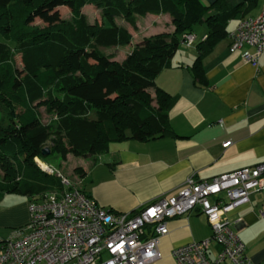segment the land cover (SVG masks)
<instances>
[{
    "label": "trees",
    "instance_id": "1",
    "mask_svg": "<svg viewBox=\"0 0 264 264\" xmlns=\"http://www.w3.org/2000/svg\"><path fill=\"white\" fill-rule=\"evenodd\" d=\"M246 1L251 0H0L5 37L0 46L19 52L23 63L20 70L0 59V199L18 193L29 201L47 189L75 187L35 165V156L71 151L87 157L105 151L111 142L173 133L168 110L176 96L155 86L156 74L168 65L181 36L200 23L208 31L196 47L200 54L207 52L210 40L225 33ZM84 4L100 9L110 21L122 16L133 22L135 15L169 12L173 30L143 38L118 63L98 44L125 43L130 36L121 28L86 23L80 12ZM60 7L69 9L73 23L62 17ZM36 19L45 26H35ZM199 61L198 56L191 66L197 78L202 77ZM148 86L154 87L156 106L145 91ZM39 104L56 115L54 128L40 123ZM90 111L95 118L87 115ZM52 134L54 145L43 155V143Z\"/></svg>",
    "mask_w": 264,
    "mask_h": 264
},
{
    "label": "crops",
    "instance_id": "2",
    "mask_svg": "<svg viewBox=\"0 0 264 264\" xmlns=\"http://www.w3.org/2000/svg\"><path fill=\"white\" fill-rule=\"evenodd\" d=\"M245 3L241 15L227 22L225 33L210 40L207 52L200 54L196 47L208 31L206 24L200 23L193 29L194 44H178L168 65L156 74L155 86L176 96L168 110L173 133L147 140L111 142L105 151L85 158L86 180L82 187L98 205L132 212L159 195L175 193L190 175L208 179L264 162V50L257 67L241 57V51H252L251 47L228 50L229 32L237 20L256 16L264 8V0ZM148 15L161 14L138 16ZM163 26L165 31L169 28ZM154 29H161L156 21L151 32ZM198 56L200 78L194 76L191 68ZM226 140L231 143L223 147ZM24 198L25 217L19 225L28 220L29 198ZM263 206L264 191H258L228 215L230 220L238 221L234 229L252 264H264V217L259 212ZM8 217L0 212V223ZM167 226L169 232L159 241L161 258L155 264H175L173 247L207 238L211 233L200 212L169 218ZM10 233H0V241ZM218 251V244L212 242L209 255L214 257Z\"/></svg>",
    "mask_w": 264,
    "mask_h": 264
},
{
    "label": "built area",
    "instance_id": "3",
    "mask_svg": "<svg viewBox=\"0 0 264 264\" xmlns=\"http://www.w3.org/2000/svg\"><path fill=\"white\" fill-rule=\"evenodd\" d=\"M229 38L230 52L252 48L241 51V57L257 67L264 50V8L238 19ZM194 42L193 33L179 40L185 46ZM39 166L69 185L54 167ZM258 191H264V162L208 179L190 175L175 193L159 195L132 212L102 207L77 187H65L27 202V222L0 242V264H155L161 258L160 237L169 232L167 220L192 212L205 215L211 233L173 247L175 264H252L234 229L238 221L228 215ZM259 212L264 217V206ZM212 242L219 246L214 257L209 255Z\"/></svg>",
    "mask_w": 264,
    "mask_h": 264
},
{
    "label": "rangeland",
    "instance_id": "4",
    "mask_svg": "<svg viewBox=\"0 0 264 264\" xmlns=\"http://www.w3.org/2000/svg\"><path fill=\"white\" fill-rule=\"evenodd\" d=\"M80 12L83 15L86 23L98 22L99 24H102V26H105V28H121L124 29L130 36V40L125 43L122 42V40H119L118 42L111 44H98V49L100 51L107 55H110L112 59L117 61L118 63H121L125 60L126 56L134 49L135 45L139 42L140 39L145 38L146 36L150 37L160 33L171 32L172 30H170V25L173 29V24H171V15L169 14V12L160 13L161 15L157 17H150L149 15L147 17H139L138 15H135V20L133 22L128 18L122 16H115L113 17L112 21L107 20L105 17H103L101 10L97 9L91 4H84L83 6H81ZM60 13L66 21L73 23V16L71 15L67 7L60 8ZM154 21H156L161 26L160 30L154 29V32L156 33L151 32L150 30ZM34 24L37 27L45 26L44 23H42L38 19L34 21ZM165 24L167 27H169L166 29V31L164 30L163 26ZM196 28H198V25ZM122 38L123 37H121V39ZM4 40L5 37L0 32V41ZM20 56V53L17 51L14 52V49H7V46L5 45L0 46V59L5 58L9 60L10 62H12L14 67L21 70L23 69V63L21 62ZM145 91L152 98L151 104L153 106H156V95L154 87L148 86ZM43 98L44 97H41L40 99ZM40 99H37L35 102ZM37 111L40 123L42 125L46 126L47 128L55 127L56 115L53 112L48 111L45 104H39L37 106ZM87 115L91 118L96 117L94 111L88 112ZM55 138L56 137L54 134L50 135V137L44 141L43 148H51L54 145ZM63 141H65V139H63ZM85 158L86 156L77 155L71 151H67L64 156L59 153H51L49 156L44 158L35 156L33 158V161L35 165L42 163L54 167L55 170H58V172L62 173L72 183L73 186L82 187L83 183L86 180V165L85 163H83L85 161ZM3 177L4 172L0 169V178ZM50 190L51 189H47L40 194L47 193ZM24 197L25 195L23 194L10 193L1 200L0 206L2 211L0 212H3V214H7L9 216L8 218L4 219L2 223H0V233H2V235H6L12 230L24 225L23 223H25V221L19 225V220L22 221V219L25 217L24 213L26 209L24 210V199L26 198ZM4 239H2L1 241H3Z\"/></svg>",
    "mask_w": 264,
    "mask_h": 264
},
{
    "label": "water",
    "instance_id": "5",
    "mask_svg": "<svg viewBox=\"0 0 264 264\" xmlns=\"http://www.w3.org/2000/svg\"><path fill=\"white\" fill-rule=\"evenodd\" d=\"M49 153H50V149L48 147H45V148L42 149V154L43 155H47Z\"/></svg>",
    "mask_w": 264,
    "mask_h": 264
}]
</instances>
